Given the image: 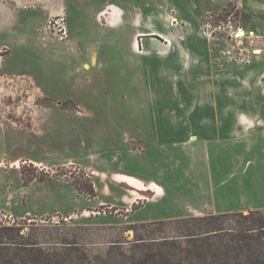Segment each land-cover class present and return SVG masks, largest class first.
<instances>
[{"label":"rangeland","instance_id":"obj_1","mask_svg":"<svg viewBox=\"0 0 264 264\" xmlns=\"http://www.w3.org/2000/svg\"><path fill=\"white\" fill-rule=\"evenodd\" d=\"M263 91L264 0H0V223L52 262L81 264L113 258L143 221L213 203L264 210L243 205L261 201L251 190L264 180L201 195L202 162L189 177L173 160L183 153L159 152L175 144L168 127L181 135L189 119L221 118L214 103L226 96L240 105Z\"/></svg>","mask_w":264,"mask_h":264},{"label":"trees","instance_id":"obj_2","mask_svg":"<svg viewBox=\"0 0 264 264\" xmlns=\"http://www.w3.org/2000/svg\"><path fill=\"white\" fill-rule=\"evenodd\" d=\"M88 194L93 188L79 184ZM134 239L110 261L85 257L81 264H264V210H231L143 221ZM21 228L0 223V264H64L30 241ZM121 248V249H120Z\"/></svg>","mask_w":264,"mask_h":264},{"label":"crops","instance_id":"obj_3","mask_svg":"<svg viewBox=\"0 0 264 264\" xmlns=\"http://www.w3.org/2000/svg\"><path fill=\"white\" fill-rule=\"evenodd\" d=\"M110 14L114 19L121 18V14L117 10L111 11ZM251 71V74H253L252 76H258L256 69H251ZM223 89L226 91L225 93L221 92ZM234 90L235 88L230 86L225 88L217 86L216 93L219 91L223 96H225L224 94L233 93ZM227 100L228 97L226 96V100H222L221 102L217 101L214 103L218 111H223L221 118L217 117L215 120L209 121L202 119L201 117L198 124H193L196 121L189 119V124H184L185 129H181V135L179 133V135H173V133L170 132L171 126L168 127V132L165 134L166 136L163 134L166 137V140H171L175 144H167L165 145L164 149L159 150V152L168 154V158L171 157L169 153L172 151L183 153V165L181 164L179 158L173 157V160L178 169L181 168V171L188 172L189 177L191 173H195V169H192V167H194L196 159L202 162V174L205 173L207 175L206 176L204 174V179L206 181L205 183L207 184L200 188L199 192L201 195L203 192L204 195L209 194L213 197L218 195L220 197L221 195L223 197L226 196L228 187L232 192L235 193L236 190L234 189L236 187H241L242 182L244 181L243 177H249L253 181L264 180V173L256 170L257 166L264 164V97L263 100H260L259 102L250 101L240 105H238L236 101ZM202 108L201 102L200 110H202ZM240 113H242V117H240ZM177 132H180V129H177ZM229 150H233L234 155L229 161L230 165L228 167H224L222 157H224L229 152L231 155L232 152ZM233 158H235V160H233ZM241 159L242 162L240 161ZM251 164H253L255 168L254 171L249 173L248 167ZM216 173L219 176L214 178ZM228 178L232 181L231 185H227ZM125 180H131V178L127 177ZM151 183L162 189V195L161 193H155L158 197H160L159 199H162L164 196H166V192H164L165 187L161 184V182L152 180ZM144 188H146V186H144ZM152 188L153 187H151V189ZM239 191L241 190H238L237 192ZM251 193H253V195L256 194L257 198H259L261 201L259 203H244L243 205L264 207V186L253 188ZM238 194L242 195V193ZM176 198L177 194L174 193L172 201L175 202L177 200ZM241 198L246 200L243 195ZM210 205V211H220L218 206H216V203ZM202 212L203 211L196 209L193 213L201 214ZM168 215L169 217L176 216L172 214ZM146 218L148 217H144V219Z\"/></svg>","mask_w":264,"mask_h":264},{"label":"built area","instance_id":"obj_4","mask_svg":"<svg viewBox=\"0 0 264 264\" xmlns=\"http://www.w3.org/2000/svg\"><path fill=\"white\" fill-rule=\"evenodd\" d=\"M106 208L108 209V210H112V208H113V210L115 211V212H117L119 209L118 208H114L112 205H108V206H106ZM93 212H95V211H93ZM96 212H98L99 213V210H97ZM103 212H105V210L103 211ZM0 222H1V220H0ZM8 224H10V223H8ZM12 224V223H11Z\"/></svg>","mask_w":264,"mask_h":264},{"label":"bare ground","instance_id":"obj_5","mask_svg":"<svg viewBox=\"0 0 264 264\" xmlns=\"http://www.w3.org/2000/svg\"><path fill=\"white\" fill-rule=\"evenodd\" d=\"M242 32H239L238 35H240Z\"/></svg>","mask_w":264,"mask_h":264}]
</instances>
